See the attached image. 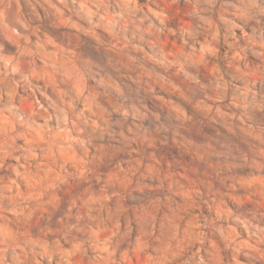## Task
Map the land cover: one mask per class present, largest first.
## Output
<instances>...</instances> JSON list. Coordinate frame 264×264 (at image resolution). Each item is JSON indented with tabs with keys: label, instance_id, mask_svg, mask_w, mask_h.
Here are the masks:
<instances>
[{
	"label": "clouds",
	"instance_id": "clouds-1",
	"mask_svg": "<svg viewBox=\"0 0 264 264\" xmlns=\"http://www.w3.org/2000/svg\"><path fill=\"white\" fill-rule=\"evenodd\" d=\"M0 264H264V0H0Z\"/></svg>",
	"mask_w": 264,
	"mask_h": 264
}]
</instances>
